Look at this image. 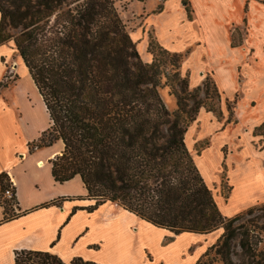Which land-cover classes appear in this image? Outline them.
<instances>
[{
    "label": "trees",
    "instance_id": "trees-1",
    "mask_svg": "<svg viewBox=\"0 0 264 264\" xmlns=\"http://www.w3.org/2000/svg\"><path fill=\"white\" fill-rule=\"evenodd\" d=\"M115 3L0 0V44L14 42L49 116L48 128L30 147L62 143L61 153L50 160L52 175L60 184L81 178L87 199L95 202L84 210L114 204L175 235L223 229L196 264H212L216 258L235 264L236 239L246 256L255 259L253 264H264L260 241L254 243L251 234L256 227L235 225L264 204L224 217L186 145V132L201 109L222 117L215 83L207 78L188 93L185 76L178 109L171 113L159 93L158 58L142 62ZM10 30L19 33L14 36ZM239 45L232 42V47ZM173 57L181 61L186 55ZM175 77L180 80V73ZM2 88L7 85L1 83ZM9 183L2 174L0 194ZM14 261L98 264L82 258L65 263L50 252L33 250L16 251Z\"/></svg>",
    "mask_w": 264,
    "mask_h": 264
},
{
    "label": "crops",
    "instance_id": "crops-1",
    "mask_svg": "<svg viewBox=\"0 0 264 264\" xmlns=\"http://www.w3.org/2000/svg\"><path fill=\"white\" fill-rule=\"evenodd\" d=\"M158 2L145 4L146 13L136 19L130 37L145 63L153 61L150 33L165 50L186 52L181 71L191 89L211 78L221 94L222 116L230 104L235 106L233 125L201 109L199 126L192 125L185 135L212 192L225 174L227 195H213L222 215L235 217L264 204V3L188 0L184 8L182 0H165L157 11ZM241 24L248 25L249 35L243 46L232 47L229 29ZM15 53L13 41L0 44V84L8 71L2 60ZM16 63L36 96L34 102L26 100L23 84L12 94L0 91V176L6 174L16 190L18 212L9 207L6 215L0 194V264H15V252L21 250L50 252L65 263L82 258L98 264H196L213 245V233L175 235L110 203L88 212L84 208L95 202L87 199L80 177L55 181L50 160L63 145L30 150L48 128L49 116L19 54ZM207 139L208 147L194 155L196 145ZM204 238L209 242H201Z\"/></svg>",
    "mask_w": 264,
    "mask_h": 264
},
{
    "label": "rangeland",
    "instance_id": "rangeland-1",
    "mask_svg": "<svg viewBox=\"0 0 264 264\" xmlns=\"http://www.w3.org/2000/svg\"><path fill=\"white\" fill-rule=\"evenodd\" d=\"M155 2V1H159L158 2V6H157V11H159L160 9H162V6L164 4L165 0H116L115 3V7L119 13L120 18L122 19L123 23L126 26V30L129 33V35H131V32L133 31V29L136 28V26L138 25L137 23V18L139 16H143L144 13H146V7L145 4L148 2ZM252 1H257V2H261L264 3V0H247L248 3L252 2ZM184 8H186L187 6H185V4H182ZM188 14L190 15L191 10L190 8H187ZM230 33H231V43H235L236 45L239 44V42L241 43L240 46L244 45V39L247 38V36L249 35V27L247 24H241L238 27H234L231 26L230 27ZM12 35H17L19 33L18 30H10L9 31ZM149 38H150V44H152L153 49L149 50L151 51L150 53L153 56V59L158 58V63H159V71H160V77H161V87L159 88V93L160 96L162 98V100L164 101L166 107L168 108V110L173 113L178 109V95H181V90L184 88V85L181 83V79L185 78V75L182 73L181 71V66L182 63L185 59V57L183 58V60L181 61H177L174 57L172 52H169L167 50H165L163 47H161L159 45V43L156 41V38L154 37L153 34H149ZM248 49H250L249 46H247ZM136 50L138 52V49L136 47ZM140 59L142 60V62L145 63L144 59L142 58V56L140 55V53L138 52ZM182 55H186L187 53H181ZM18 60V54L15 53L11 56H8L7 58H4L2 60V62L7 66V73L2 81V84L7 85V88H2V95H4V93H6V91L9 90V92H11V94L16 90V88L18 86H20V84H23V88L26 90V94L23 97H26V100L30 101V102H34L35 101V96H36V91L34 89L33 83L30 81V79H26L23 74H21L20 72H18L17 69V63L16 61ZM150 64V63H148ZM179 72L180 73V80H177L175 77V73ZM188 85V93L192 92V89L190 87L189 82H187ZM212 86V85H211ZM187 88V87H186ZM1 91V90H0ZM1 93V92H0ZM184 96V95H183ZM203 97V95H202ZM189 104H191V102L188 101ZM234 105L230 104V108L227 107V111H225V113L223 114V116L221 118H217V120L219 122H221L222 124L226 123L227 120L230 119L229 125H233L234 123ZM36 117L39 118L40 120H42V113L37 112L36 113ZM198 120V116L197 119L194 123H192L189 127H191L192 125H196L197 127L199 126L198 124H196ZM32 145V144H31ZM209 145V140H204L200 143H198L195 147V150L193 152L194 155H196L197 153H200L203 149H205L206 147H208ZM31 151H35L37 150V148H35L34 146L30 147ZM204 167V171L205 173L208 172V168L203 165ZM225 169V168H223ZM203 170V169H202ZM222 185L218 186L216 191L213 192L214 193H220L222 194V196L227 195L228 193V185H227V181H226V176L223 173L222 175ZM212 189V187H211ZM94 223V224H93ZM244 225L245 227H252L255 226L256 227V232H253L251 234H255L254 238H253V242H259L258 245V250H263L264 251V207L260 206L257 207V209L251 214V215H246L244 216L239 222H237L235 225ZM93 230L96 229L95 227V222L91 223ZM115 225L120 226V223H117ZM107 228L110 227L106 226ZM223 234V229H219L215 232H213V237H214V243H217V240L219 239V237ZM210 238V237H209ZM209 238H204L202 239L201 242H209ZM239 240L240 239H236L233 243V256L232 259L234 261L235 264H253V262H255L253 259H249L246 254L243 252V250L240 248L239 246ZM126 252V250H125ZM215 255L214 253H211L210 258H213ZM105 259H108L107 256H104ZM212 264H223L218 258H216Z\"/></svg>",
    "mask_w": 264,
    "mask_h": 264
},
{
    "label": "built area",
    "instance_id": "built-area-1",
    "mask_svg": "<svg viewBox=\"0 0 264 264\" xmlns=\"http://www.w3.org/2000/svg\"><path fill=\"white\" fill-rule=\"evenodd\" d=\"M1 197L4 205L9 206L11 209H13V213H15L16 215L18 213L17 205H16V190L14 186L11 184V182L6 188L3 189L1 193Z\"/></svg>",
    "mask_w": 264,
    "mask_h": 264
},
{
    "label": "bare ground",
    "instance_id": "bare-ground-1",
    "mask_svg": "<svg viewBox=\"0 0 264 264\" xmlns=\"http://www.w3.org/2000/svg\"><path fill=\"white\" fill-rule=\"evenodd\" d=\"M40 96V95H39ZM41 97V96H40Z\"/></svg>",
    "mask_w": 264,
    "mask_h": 264
}]
</instances>
